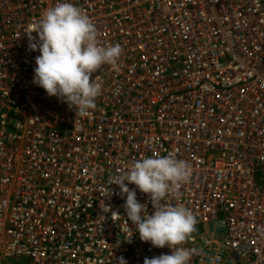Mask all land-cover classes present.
Masks as SVG:
<instances>
[{"label": "built area", "instance_id": "1", "mask_svg": "<svg viewBox=\"0 0 264 264\" xmlns=\"http://www.w3.org/2000/svg\"><path fill=\"white\" fill-rule=\"evenodd\" d=\"M56 2L0 0V264L171 254L140 240L110 184L153 153L192 166L178 201L197 219L190 264H264V0H64L123 50L93 74L84 117L33 83L25 32Z\"/></svg>", "mask_w": 264, "mask_h": 264}, {"label": "clouds", "instance_id": "2", "mask_svg": "<svg viewBox=\"0 0 264 264\" xmlns=\"http://www.w3.org/2000/svg\"><path fill=\"white\" fill-rule=\"evenodd\" d=\"M33 32L37 35L33 36ZM25 33L30 50L40 53L35 58L33 83L48 96L74 108L77 116L84 117L95 110L102 85L93 74L104 65L117 67L121 46L103 43L89 16L64 0L44 9L40 19L35 25L30 24ZM192 171L191 164L183 159L153 153L132 161L123 173L110 179V184L118 185L125 199V221L135 225L140 240L155 248L171 249V254L145 258L144 264H190L198 254L197 248L184 246L196 231L197 219L178 202ZM125 182L136 188L129 189ZM136 189L149 196L154 209L151 214L147 205L138 201ZM120 260L126 264L123 258Z\"/></svg>", "mask_w": 264, "mask_h": 264}, {"label": "rangeland", "instance_id": "3", "mask_svg": "<svg viewBox=\"0 0 264 264\" xmlns=\"http://www.w3.org/2000/svg\"><path fill=\"white\" fill-rule=\"evenodd\" d=\"M28 261L26 258L16 259V258H7L4 260V264H27Z\"/></svg>", "mask_w": 264, "mask_h": 264}]
</instances>
